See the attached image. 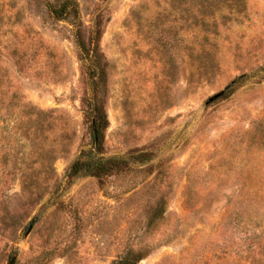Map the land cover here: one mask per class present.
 <instances>
[{
    "label": "rangeland",
    "instance_id": "rangeland-1",
    "mask_svg": "<svg viewBox=\"0 0 264 264\" xmlns=\"http://www.w3.org/2000/svg\"><path fill=\"white\" fill-rule=\"evenodd\" d=\"M53 1L0 0V97L50 112H0V264H264V0H76L108 64L103 156L130 164L104 179L70 177L100 156L94 68Z\"/></svg>",
    "mask_w": 264,
    "mask_h": 264
},
{
    "label": "trees",
    "instance_id": "trees-1",
    "mask_svg": "<svg viewBox=\"0 0 264 264\" xmlns=\"http://www.w3.org/2000/svg\"><path fill=\"white\" fill-rule=\"evenodd\" d=\"M219 1V0H216ZM221 3L229 5L231 10L242 12L244 8L245 0H220ZM49 14L57 21H67L76 28V37L79 50L81 52V59L83 61L89 60L93 63L92 74V97L88 103V116L91 121V133H92V146L94 153L99 157L91 159L87 153L83 154L71 168L70 177L74 178L83 173L88 174L98 179H104L106 177L118 174L129 168V162L125 159L103 156L106 132L109 128L108 114L104 107L103 94L105 93L106 84V71L108 64L104 61V56L100 50V38L101 31L95 30L94 36L91 39L89 45L84 41L80 33V10L76 0H55L48 5ZM241 78L235 80L231 86L219 97L224 99L230 97L235 90V86ZM1 87V85H0ZM11 86H8V92L11 91ZM2 110L9 111V113L19 112L21 117L32 120L34 117H47L49 118L50 112H45L28 101H25L24 97L19 95V92H14L10 101H4L0 97V112ZM54 113V112H51ZM6 116V115H4ZM3 117V116H2ZM50 125V124H49ZM48 125V126H49ZM39 127L45 126L43 123H38ZM137 162H147L149 157L146 154L137 155L135 158ZM192 199L186 197V203H190ZM158 212L155 216H160ZM147 255L145 253H134L129 256H125L115 260L112 264H139Z\"/></svg>",
    "mask_w": 264,
    "mask_h": 264
},
{
    "label": "water",
    "instance_id": "water-1",
    "mask_svg": "<svg viewBox=\"0 0 264 264\" xmlns=\"http://www.w3.org/2000/svg\"><path fill=\"white\" fill-rule=\"evenodd\" d=\"M16 260H17V257H13L9 264H15L16 263Z\"/></svg>",
    "mask_w": 264,
    "mask_h": 264
}]
</instances>
